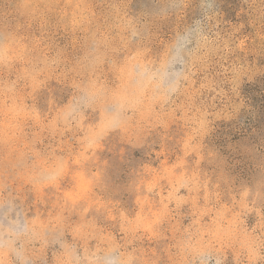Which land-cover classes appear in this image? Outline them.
<instances>
[{
    "label": "rangeland",
    "instance_id": "374dc122",
    "mask_svg": "<svg viewBox=\"0 0 264 264\" xmlns=\"http://www.w3.org/2000/svg\"><path fill=\"white\" fill-rule=\"evenodd\" d=\"M229 23L0 0V264H264L263 70Z\"/></svg>",
    "mask_w": 264,
    "mask_h": 264
},
{
    "label": "trees",
    "instance_id": "16d2710c",
    "mask_svg": "<svg viewBox=\"0 0 264 264\" xmlns=\"http://www.w3.org/2000/svg\"><path fill=\"white\" fill-rule=\"evenodd\" d=\"M210 8L218 10L222 18L228 20L229 26L222 28L219 37L226 40L228 29L236 26V33L232 43L238 45V40L247 42L251 54L244 58V62L255 64L260 61L263 73H258L252 80L248 90L247 104L253 110L264 112V0H206ZM230 27V28H229ZM236 39V40H235ZM239 50H237L238 53ZM233 78V74L229 76Z\"/></svg>",
    "mask_w": 264,
    "mask_h": 264
}]
</instances>
